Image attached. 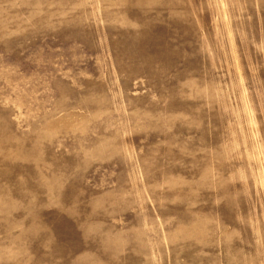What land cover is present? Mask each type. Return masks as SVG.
Masks as SVG:
<instances>
[{
  "label": "rangeland",
  "instance_id": "374dc122",
  "mask_svg": "<svg viewBox=\"0 0 264 264\" xmlns=\"http://www.w3.org/2000/svg\"><path fill=\"white\" fill-rule=\"evenodd\" d=\"M0 264H264V0H0Z\"/></svg>",
  "mask_w": 264,
  "mask_h": 264
}]
</instances>
